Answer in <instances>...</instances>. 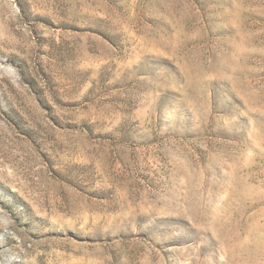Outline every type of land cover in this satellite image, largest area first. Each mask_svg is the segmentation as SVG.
<instances>
[{"label":"rangeland","instance_id":"374dc122","mask_svg":"<svg viewBox=\"0 0 264 264\" xmlns=\"http://www.w3.org/2000/svg\"><path fill=\"white\" fill-rule=\"evenodd\" d=\"M0 264H264V0H0Z\"/></svg>","mask_w":264,"mask_h":264}]
</instances>
